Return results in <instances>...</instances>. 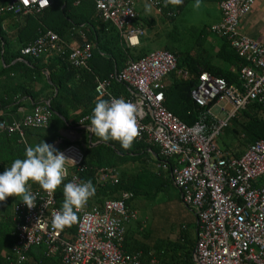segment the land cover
Segmentation results:
<instances>
[{
  "label": "built area",
  "instance_id": "obj_1",
  "mask_svg": "<svg viewBox=\"0 0 264 264\" xmlns=\"http://www.w3.org/2000/svg\"><path fill=\"white\" fill-rule=\"evenodd\" d=\"M81 0L77 1V4ZM162 14L165 0H146ZM258 0H221L222 19L211 31L226 37L247 64L240 70V85H230L224 77L203 71L191 89L192 99L205 110L189 125L165 105L166 78L177 69V56L169 50L149 52L140 59H130L121 71L98 79L96 92L106 99L124 98L139 109L138 140L160 147L158 169L168 171L173 184L182 192V203L197 215L195 264H264V140L249 145L240 157H230L219 144L224 128L250 101L264 105V44L244 34L241 20ZM53 0H2L0 13L15 18L36 14ZM98 14L116 26L128 45L141 44L145 27L135 25L138 16L135 0H95ZM175 16L174 10L167 11ZM81 41L71 44L56 31L44 27L39 35L21 48L23 56L43 55L66 58L72 65L89 68L92 44L80 32ZM185 76L186 70H181ZM117 81L130 90L129 96H117L111 90ZM218 108L219 113L214 109ZM93 114V112H92ZM91 114V116H92ZM223 114L224 116H221ZM52 111L37 104L21 120H0V131L18 133L26 128L47 127ZM86 118H89L87 116ZM84 118V119H86ZM67 157L68 182L88 181L81 176L83 152L78 146L62 150ZM97 181L118 183L117 167H102ZM36 205L29 209L23 201L14 207L17 239L7 264H24L34 245L45 244L48 254L59 255L63 264H160L156 258L142 261L140 252L124 249L127 223L137 217L127 200L132 192L119 199H107L102 206L93 197L78 212L77 232L69 233L52 225L53 214L60 210L55 193L31 186Z\"/></svg>",
  "mask_w": 264,
  "mask_h": 264
},
{
  "label": "trees",
  "instance_id": "obj_2",
  "mask_svg": "<svg viewBox=\"0 0 264 264\" xmlns=\"http://www.w3.org/2000/svg\"><path fill=\"white\" fill-rule=\"evenodd\" d=\"M77 1L53 0L49 7L40 12L21 16L22 21L13 34L6 27L7 20L13 15L0 13V76L8 68L22 66L24 72L30 68V65L41 68L40 62L46 57H51L45 65H48L47 69L50 71L53 85L58 87L56 95L49 96L52 115L47 127L27 128L24 137L18 133L9 134L0 131V172L10 167L16 158H22L27 146H34L43 140L56 145L61 138V130L68 123L75 124L89 116L84 122L90 125V117L97 100L106 99L96 92L97 80L109 78L111 73L124 69L128 60H137L149 53L142 47L145 36L141 38L140 45L129 46L120 30L98 14L95 0H81L79 4ZM169 8L170 4L164 6L163 14L167 18L174 19L175 16L166 14ZM134 24L142 27L153 25L139 11ZM44 27L56 31L67 42H70L73 36H80L81 31L84 32L92 44L93 57L89 63L90 69L75 67L66 58L60 56L43 55L39 58L23 56L21 48L34 40ZM209 32L207 28L203 32L200 31V35L204 38L188 47L180 45V41L170 39L163 48L174 53L178 60L177 69L169 75L170 84L165 88V105L189 125L199 120L205 110L191 97V89L197 84L200 74L208 71L214 76L224 77L230 85H240V70L247 64L226 37H221L217 51L209 50L204 45L208 42ZM20 58H26L27 63L19 62ZM216 58L220 59L221 63L215 61ZM181 70L188 71L189 75L185 76L180 72ZM78 73H84L85 84L72 82L73 77ZM81 88H84L82 92L79 91ZM111 90L117 96L130 95V90L121 82L115 81ZM19 92L21 95L30 94L34 99L37 97L36 93L26 90L25 87ZM4 95L6 97L0 99L1 106L12 102L17 92L7 90ZM82 105L86 106V109L81 113L75 115L71 112L70 109H77ZM72 116L74 119L71 120ZM1 119L5 117L0 116ZM96 138L97 136L93 134V143L97 141ZM258 140H264V105L250 101L230 120L218 142L228 156L240 157L250 144ZM101 141L102 143L95 146L87 144L83 153L82 165L86 166V169L81 172V176L91 180L96 187L93 203L102 206L107 199H119L123 192H132L133 197L127 200V205L134 210L131 202L136 197L153 199L173 184L169 172L157 167L162 158L159 146L137 138L130 149L122 148L119 141ZM67 145L68 142H65V146L61 148ZM102 167L119 168V182L97 181L96 173ZM67 182L66 179L64 183ZM30 184L33 187L38 185L31 181ZM55 196L57 205L61 209L64 200L63 184L57 188ZM19 201V197L10 196L6 201L0 202V264H7L6 254L11 253L17 239L14 207ZM77 221L69 227V233L77 232ZM150 235L151 230L142 223L138 224L136 230L128 228L123 247L130 253L140 252L144 263L154 257L160 264H195L197 233H191L187 227H183L177 238H157L153 242L148 241ZM24 264H63V262L59 255L48 254L47 246L41 244L29 249Z\"/></svg>",
  "mask_w": 264,
  "mask_h": 264
},
{
  "label": "clouds",
  "instance_id": "obj_3",
  "mask_svg": "<svg viewBox=\"0 0 264 264\" xmlns=\"http://www.w3.org/2000/svg\"><path fill=\"white\" fill-rule=\"evenodd\" d=\"M184 0H165V6H179ZM201 0H196L199 8ZM151 5H146V11ZM139 109L137 105L124 98L97 100L90 117V131L103 141H119L124 149H130L139 135ZM69 157L55 145L43 140L34 146H27L22 158H16L10 167L0 172V202L8 197H21L29 209L36 203V196L31 191V182H36L42 189L52 194L63 184L64 200L59 211L52 217V225L62 231L71 227L78 220V212L96 193L91 180L64 183L69 175L67 161Z\"/></svg>",
  "mask_w": 264,
  "mask_h": 264
},
{
  "label": "crops",
  "instance_id": "obj_4",
  "mask_svg": "<svg viewBox=\"0 0 264 264\" xmlns=\"http://www.w3.org/2000/svg\"><path fill=\"white\" fill-rule=\"evenodd\" d=\"M189 2L190 1L188 2L184 1V3L179 6H174L170 4V8L168 10L169 11L174 10L176 14L181 13L186 7H188ZM201 2L202 3L200 5L204 8V11L206 10L207 13H210V11L213 10L212 14H210L208 23L203 24V27L201 28V32H203L205 28H207V31L210 30L208 35L209 39H211L214 45H217V42H215V40H213V38H211L210 36L211 35L218 36L215 33H213L211 29L216 23L220 22L222 19V10L220 8V1L216 0L215 1L216 4L210 3L208 0H201ZM203 2H205V4H203ZM147 18L150 20L152 24H155V21L152 17H147ZM21 21H22L21 18H15V17H12L9 20H7L6 27L11 34H13L16 31ZM241 30L244 34L264 44V0H258L254 9L249 14H247L242 18ZM11 38H15V36H11ZM80 39H81L80 36L77 35L73 36L69 43L71 44L77 43L81 41ZM219 46L220 44L216 46V51L219 49ZM50 58L51 57H46L40 62L41 68L31 66L30 64H29L30 68L26 72L23 71L22 66L14 69L8 68L7 71L0 76V99L6 97L4 94L7 90L9 92H13V91L17 92V95L14 96L12 102L4 104L3 106H1L0 104V116H4L5 119L9 121L14 119L21 120L25 117L26 114L31 113L37 104L49 106V102H50L49 96H52V94L56 95L58 91V87L54 86L51 81L49 75L50 71L47 69L48 65H45V63L48 62ZM19 62L27 63V59L20 58ZM88 69H90V67ZM84 76H85L84 73L82 74L78 73L77 75H75V77H73L72 82L73 83L77 82L79 84L81 82L82 84H85L86 78ZM165 82H166V86H168V84H170V78L167 77ZM24 87L26 90L33 91L34 93H36L37 97L34 99L30 94L21 95L19 91H21ZM83 90L84 88H81L79 91L82 92ZM43 101H45V103H42ZM77 102L79 103V101ZM85 109L86 106L82 105L79 106L77 109L72 108L70 110L73 114L77 115ZM72 119H74V116L71 117V120ZM60 133H61V138L56 142L55 145L56 147L60 148V151H62L67 147L78 146L84 153L87 144H90L91 146H95L102 143V141L99 140L98 137L96 138L97 141L93 143V133L89 129V124L84 122V119H81L78 123L75 124L68 123L67 126L64 129H62ZM24 136H25V132H24ZM65 142H68V145L64 148L63 147L61 148V146L63 145L65 146ZM258 185H264V176L260 180H258ZM181 196H182V192L180 194V202L183 205V207H186L182 203ZM19 199L22 200L21 197H19ZM186 209L192 213V215H190L192 221L191 223H195V234H196L197 215L193 210L187 207Z\"/></svg>",
  "mask_w": 264,
  "mask_h": 264
},
{
  "label": "rangeland",
  "instance_id": "obj_5",
  "mask_svg": "<svg viewBox=\"0 0 264 264\" xmlns=\"http://www.w3.org/2000/svg\"><path fill=\"white\" fill-rule=\"evenodd\" d=\"M216 4L215 1H209ZM136 8L143 17H152L155 24L145 26L144 48L149 52L163 49L166 41L170 39L180 41V45L188 47L197 40L204 38L200 35L203 24L208 23L210 13L200 5L195 7L196 1H190L181 13H177L174 19H169L158 11L152 3L146 0H135ZM202 3V2H201ZM151 5V10L146 11V5ZM205 4V2H203ZM217 42L214 45L211 39H208L204 45L211 51H216V46L221 43V37L210 36ZM215 61L221 63L220 59ZM215 113H219V109H214ZM224 116L223 114H220ZM180 189L174 184H170L157 197L148 199L140 196L136 197L131 205L137 213V217L128 222L127 228L136 230L138 224L142 223L147 229L151 230L149 242H153L157 238H177L183 227L191 233H195V223H191L192 213L183 207L180 202Z\"/></svg>",
  "mask_w": 264,
  "mask_h": 264
}]
</instances>
